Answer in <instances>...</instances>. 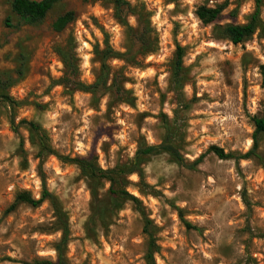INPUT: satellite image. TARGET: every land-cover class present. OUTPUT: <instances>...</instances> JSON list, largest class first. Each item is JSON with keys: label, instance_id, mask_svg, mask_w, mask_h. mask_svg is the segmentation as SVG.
<instances>
[{"label": "rangeland", "instance_id": "obj_1", "mask_svg": "<svg viewBox=\"0 0 264 264\" xmlns=\"http://www.w3.org/2000/svg\"><path fill=\"white\" fill-rule=\"evenodd\" d=\"M12 1L0 0V264L58 263L64 223L67 264H149L150 235L155 264H264V134L248 159L208 154L217 146L246 155L253 119L264 117V33L239 45L224 33L249 22L254 0H120L125 24L118 0H61L36 26L20 24ZM201 6L224 10L203 24ZM68 12L74 21L54 31ZM144 29L153 43L146 53L133 41ZM107 48L120 56L106 61L105 93L65 84L63 54L77 69L72 84L92 86ZM178 48L184 79L176 88ZM115 78L128 95L110 89ZM168 136L186 165L162 151L144 157L139 172L117 182L127 196L74 162L124 170ZM44 185L52 201L8 212L22 193L40 199Z\"/></svg>", "mask_w": 264, "mask_h": 264}, {"label": "trees", "instance_id": "obj_2", "mask_svg": "<svg viewBox=\"0 0 264 264\" xmlns=\"http://www.w3.org/2000/svg\"><path fill=\"white\" fill-rule=\"evenodd\" d=\"M60 1L61 0H13L11 3V11L13 14L19 17L21 25L36 26L38 24H41L47 18L48 14ZM254 2H255L256 10L247 24L244 25L230 24L225 27L224 33L228 38V40L234 45H239L249 40L258 31L264 33V22L261 19V9L263 7V0H254ZM121 5L122 2L118 0L116 2V17L120 23L125 24L126 15ZM223 10H224L223 7L208 8L206 6H201L197 9L196 16L203 24H211L214 23L215 21H218L221 18ZM74 18L75 16L73 12H68L65 15L60 16L53 24L54 31L56 32L64 31L67 28V26L74 21ZM5 25L8 28L13 27L12 21L9 17L6 19ZM147 33L148 31L144 29L139 34H134L133 36V41L138 45V48H140V50L145 53L150 52L151 51L150 49H152V45H153ZM98 56L100 57L99 61L101 62L102 65L101 75L98 81L92 86H84L76 82L74 85L72 84L73 78H75L76 76L77 69L74 63L71 61L72 58L70 59L65 54H63V61L67 67V76L64 79L65 84L66 85L71 84L73 90L87 91L94 94V96H97L98 93H105V90L107 89L106 88L107 79L109 78L110 75L109 68L106 65V61H108L109 59L117 58L120 55L114 52L111 48H107L106 50L98 52ZM262 75L264 77V70L262 72ZM183 79H184L183 49L178 48L176 54L174 73H173V80H172L173 85L176 88L181 87L183 83ZM110 89H112L116 95H118L120 92L121 93L123 92L122 96L126 94L125 91H122L119 81L117 82V78L114 79ZM7 100L10 101V98H7ZM21 123L26 124L33 133L38 135L40 134L41 127L38 126L37 124L32 122L29 123L26 121H23ZM253 123L255 126V133L253 138L254 146L252 151H250L244 156H236L234 154H226L223 149L217 146H212L208 150V154L210 153L214 154L220 160L233 159L235 161L245 160L252 156L257 155L260 144L259 136L264 134V117L263 118L255 117L253 119ZM170 137L171 136L166 137L164 142L160 146H147L144 149L138 150L134 162H132L129 166H126L127 168H125L124 170L121 169L102 170L101 168L95 165L93 160H89V159H75L74 162L80 167L81 171L85 176L92 178L94 180L104 179L110 181L112 187H114L112 190V193L114 195L127 196L126 192L115 189V187H117V182L125 174H133L139 172L138 169H140V166L143 164L144 157L152 155L157 151H162L171 155L180 165H186L183 156L180 155L179 151L172 144H170ZM42 146L44 147V149H47L43 140H42ZM204 158L205 155H202L198 160H196L194 163L190 165V169H195L197 166H199L203 162ZM130 199H132L133 201H137L133 197H131ZM45 201H52V195L44 185L43 193L40 199H34L30 195L26 193H22L17 197L16 202L9 208L8 212L10 213L14 211L18 205L23 203L36 207L44 203ZM58 217L62 218V214H60L59 211H58ZM146 223L148 224L149 222L146 220ZM66 225L67 224L64 223L63 226L64 239L62 241V244L58 248L59 260L58 263L56 264H67L64 259V246L68 242L69 229L67 228ZM186 225L187 227H191L189 223H186ZM156 252H157V245L155 238L152 235H150L149 247L146 256V259L149 264H155L154 256ZM36 264H54V263L37 262Z\"/></svg>", "mask_w": 264, "mask_h": 264}]
</instances>
